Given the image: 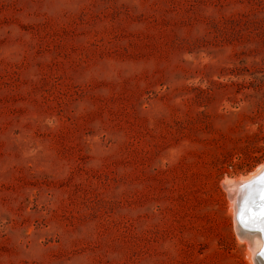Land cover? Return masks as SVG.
<instances>
[{
	"label": "rangeland",
	"instance_id": "rangeland-1",
	"mask_svg": "<svg viewBox=\"0 0 264 264\" xmlns=\"http://www.w3.org/2000/svg\"><path fill=\"white\" fill-rule=\"evenodd\" d=\"M263 164L264 0H0V264H252Z\"/></svg>",
	"mask_w": 264,
	"mask_h": 264
},
{
	"label": "bare ground",
	"instance_id": "bare-ground-1",
	"mask_svg": "<svg viewBox=\"0 0 264 264\" xmlns=\"http://www.w3.org/2000/svg\"><path fill=\"white\" fill-rule=\"evenodd\" d=\"M263 168H264V164L258 166V168L255 169V171L253 170L254 172H251L252 174L249 175V173H248L249 176L246 179H238V180L234 181V184H233V187H232V190H231L229 196H230L231 200L233 201L234 206L235 207L237 206V210L239 209L238 203L241 204L240 202H242L243 205L247 204V201L243 202V200H246V199L249 200L250 197H248V196L252 195L253 192H255L254 198H256V199H258L260 201H262V200L264 201V196L261 195V192L258 189V186L264 187V185H262L263 182L260 183V184L255 183L252 186H250V188L249 187L247 188V187L244 186V185L250 183L252 180L258 178L260 176V173H261L260 171ZM256 185H258V186H256ZM254 186H256V187H254ZM229 196H227V198H229ZM228 200H230V199H228ZM256 202H257V200H256ZM233 204H231V205L233 206ZM263 207H264V205H263ZM239 211H240V209H239ZM243 211L245 213L244 208H243ZM237 212H235V213H237ZM231 213H233V208L231 210ZM233 216L235 217V214ZM241 216L242 215L240 214V216L237 219V222H238V224H237V234L239 235L237 237H240L244 241V243L246 244L247 248H251L250 255L249 254H247V255L250 256L252 264H262V261L264 260V240H263L264 237H263V234L260 233L257 228H252V227L245 228L244 226H242V224L240 222ZM255 220H257V219H255ZM241 239H239V240H241ZM247 251H249V250H247Z\"/></svg>",
	"mask_w": 264,
	"mask_h": 264
},
{
	"label": "water",
	"instance_id": "water-1",
	"mask_svg": "<svg viewBox=\"0 0 264 264\" xmlns=\"http://www.w3.org/2000/svg\"><path fill=\"white\" fill-rule=\"evenodd\" d=\"M260 172L261 173H260V176L258 178L252 180L250 183H248V184H246L244 186L247 187V188L248 187L250 188V186H252L253 184H255V183L260 184L262 182H263L262 185H264V168ZM256 186H258V185H256ZM256 186H254V187H256ZM261 195L264 196V190H262ZM261 217H262V219L264 218V211H263ZM258 222H259V220L258 221H252L251 220V227L252 228H257V229L260 228L259 226H257Z\"/></svg>",
	"mask_w": 264,
	"mask_h": 264
}]
</instances>
